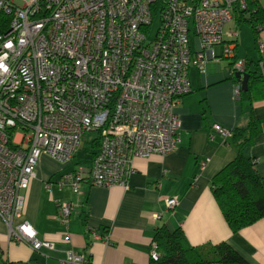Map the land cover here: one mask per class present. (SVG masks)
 Masks as SVG:
<instances>
[{"label":"built area","instance_id":"1","mask_svg":"<svg viewBox=\"0 0 264 264\" xmlns=\"http://www.w3.org/2000/svg\"><path fill=\"white\" fill-rule=\"evenodd\" d=\"M249 1L264 9L262 0H0V219L9 239L53 249L23 218L24 193L42 154L68 165L82 136L97 132L90 166L57 181L78 196L83 183L127 188L135 158L174 151L176 109L191 90L188 69L204 73L208 59L231 57V76L246 72V60L235 54L237 29L225 26ZM156 14L159 25L147 41ZM253 27L264 75V19ZM241 90L237 79L236 98ZM212 129L232 135L219 124ZM177 201L166 198L167 209ZM75 207L59 204L57 218L66 224ZM150 257H157L155 244ZM65 261L91 264L72 250Z\"/></svg>","mask_w":264,"mask_h":264},{"label":"crops","instance_id":"2","mask_svg":"<svg viewBox=\"0 0 264 264\" xmlns=\"http://www.w3.org/2000/svg\"><path fill=\"white\" fill-rule=\"evenodd\" d=\"M196 43L191 38L193 49ZM216 48L220 53L221 47ZM236 50L237 46V56ZM241 57L248 71L259 67V57L255 61ZM233 61L231 57L208 59L204 73L193 66L188 69L191 90L176 109V149L166 155L135 158L127 188L83 183L77 196L57 181L62 173L82 166L74 158L64 165L42 154L24 193L23 218L35 229L37 239L51 242L53 249L33 250L10 240L0 219V264H70L65 261L70 250L84 254L91 264H148L154 231L162 225L170 231L181 228L192 246L224 242L247 264H264V217L232 232L212 194L213 176L239 150L231 137L213 131L214 124L234 130L246 125L250 117L262 121L260 132L241 151L254 159L264 181V75L261 81L250 79L252 100L236 98L230 73ZM91 158L92 154L85 169ZM168 197H177L173 209L166 207ZM65 202L76 203L66 224L56 216L58 205ZM155 213L160 215L157 220L151 217ZM93 233L101 238L94 239Z\"/></svg>","mask_w":264,"mask_h":264},{"label":"trees","instance_id":"3","mask_svg":"<svg viewBox=\"0 0 264 264\" xmlns=\"http://www.w3.org/2000/svg\"><path fill=\"white\" fill-rule=\"evenodd\" d=\"M255 6V3L249 1L248 10L236 7L233 17L235 16L237 22L249 23L254 30V20L264 19V9H255ZM245 12H248V15H245ZM246 73L249 79L247 88L241 90L238 97L252 100L251 83L261 81L263 76L259 67L250 72L246 66ZM232 79L237 81L234 76ZM261 129L262 121L250 117L246 125L232 130L231 138L239 150L211 180L213 197L232 232L264 217V181L255 169L254 159L241 151L242 146L251 143ZM98 145L99 138L96 137L92 146L97 149ZM95 151L91 154L94 155ZM152 240L156 246L157 257L150 258L148 264H247L224 242L202 247L190 245L181 228L170 231L163 225L159 226L155 229Z\"/></svg>","mask_w":264,"mask_h":264},{"label":"rangeland","instance_id":"4","mask_svg":"<svg viewBox=\"0 0 264 264\" xmlns=\"http://www.w3.org/2000/svg\"><path fill=\"white\" fill-rule=\"evenodd\" d=\"M262 5L264 6V0L261 1ZM245 15H248V12H245ZM159 25V15L156 14L153 17L151 26L148 28V34H147V41L152 40L156 29ZM236 28L238 32L237 37V57L242 58L248 56V58H252L251 60L255 61L259 57V51H258V40L259 36L255 33V31L252 29L251 25L245 21L237 22L235 19V16L233 17V20L228 22L225 26L226 29ZM190 35L193 38V28L190 30ZM256 38V39H255ZM196 40L195 49H199V43L198 40ZM215 50H218L215 47ZM234 94V93H233ZM20 132H16V136ZM97 137V132L90 131L86 132L79 143V146L75 152L74 155V161L77 162L78 166H82V168L86 167L89 163L90 155L93 151L96 150L95 147L92 146V141Z\"/></svg>","mask_w":264,"mask_h":264},{"label":"water","instance_id":"5","mask_svg":"<svg viewBox=\"0 0 264 264\" xmlns=\"http://www.w3.org/2000/svg\"><path fill=\"white\" fill-rule=\"evenodd\" d=\"M234 76L241 81V89L246 90L247 80H248V73H239L235 72Z\"/></svg>","mask_w":264,"mask_h":264}]
</instances>
